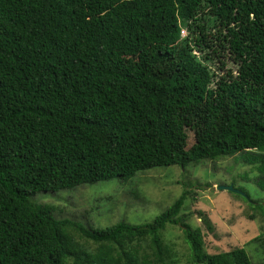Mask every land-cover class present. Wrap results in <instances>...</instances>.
Listing matches in <instances>:
<instances>
[{
  "label": "trees",
  "instance_id": "1",
  "mask_svg": "<svg viewBox=\"0 0 264 264\" xmlns=\"http://www.w3.org/2000/svg\"><path fill=\"white\" fill-rule=\"evenodd\" d=\"M203 4L0 0V264H168L167 224L181 228L192 263L254 264L244 247L204 249L201 229L180 214L186 190L151 222L119 220L103 229L58 218L52 206L32 200L241 153L260 179L246 171L262 181L264 80L255 78L264 76L257 65L264 61V0H240L234 14L231 3L222 9L236 26L216 31V48L238 73L228 70L216 83L207 54L194 52L218 53L209 36L180 35ZM178 109L201 115L190 145L174 125ZM242 192L231 193L264 219V203ZM142 243L150 252L139 253Z\"/></svg>",
  "mask_w": 264,
  "mask_h": 264
},
{
  "label": "rangeland",
  "instance_id": "2",
  "mask_svg": "<svg viewBox=\"0 0 264 264\" xmlns=\"http://www.w3.org/2000/svg\"><path fill=\"white\" fill-rule=\"evenodd\" d=\"M239 1L207 0V5L196 7L194 16L189 21L191 28L183 27L180 35L193 38L192 33L200 35L205 32L212 47L216 48L219 43L214 37L216 31L224 32L236 26L233 19L221 16L222 9L227 3H231L234 7L231 13H237L242 6ZM194 26H197L196 29ZM216 49L218 53H213L212 48L199 52L195 47L194 51L197 55L202 54V57L207 54L205 60L215 75L214 83L220 76L226 75L228 70L233 76L238 73V64L228 57V53L222 52L219 47ZM257 65L264 67V61ZM255 79L262 82L264 76ZM200 116L195 111L184 109H178L173 114L174 125L187 145L194 140L193 125ZM245 156L246 154L241 153L216 160H204L185 168L177 165L155 167L138 172L126 181L108 179L92 185H79L70 190L37 193L32 200L52 206L53 213L58 218H70L92 228L103 229L119 220L133 224L151 222L186 190L188 193L180 211L181 217L192 228L201 229L204 249L208 253L244 247L254 264H264V219L261 212L251 208L233 195V192L217 189V186L232 184L237 190L247 191L249 201L260 200L264 203V174L261 182H255L260 179V173H256L257 164L242 162L240 158L244 159ZM246 170L255 172V181L252 179L254 173ZM206 221L211 224L212 230L207 229ZM255 236H260L259 241L251 243L250 240ZM76 238L85 243L77 236ZM161 239L167 248L168 264H196L191 261L190 248L179 225L167 224L161 231ZM89 247L93 249L95 245L89 242ZM138 249L140 254L143 251L150 252L146 243H142Z\"/></svg>",
  "mask_w": 264,
  "mask_h": 264
},
{
  "label": "water",
  "instance_id": "3",
  "mask_svg": "<svg viewBox=\"0 0 264 264\" xmlns=\"http://www.w3.org/2000/svg\"><path fill=\"white\" fill-rule=\"evenodd\" d=\"M217 189L218 190L231 191V192H234V193H239L241 195H244V193L242 191L235 189L232 184H229V185H220V186H217Z\"/></svg>",
  "mask_w": 264,
  "mask_h": 264
}]
</instances>
